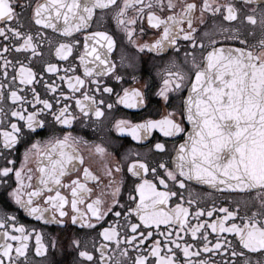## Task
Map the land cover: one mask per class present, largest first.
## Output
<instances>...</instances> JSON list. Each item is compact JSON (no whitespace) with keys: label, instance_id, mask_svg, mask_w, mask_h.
Returning <instances> with one entry per match:
<instances>
[{"label":"snow or ice","instance_id":"snow-or-ice-1","mask_svg":"<svg viewBox=\"0 0 264 264\" xmlns=\"http://www.w3.org/2000/svg\"><path fill=\"white\" fill-rule=\"evenodd\" d=\"M97 14L126 38L118 57L114 35L89 31ZM148 56L155 76L125 86L121 68ZM153 89L170 105L158 118L114 115L148 109ZM78 120L162 138L119 156L96 142L95 170L77 147L89 142L56 131ZM0 159V264H32V235L49 250L11 207L63 233L72 264H264V0H0ZM191 183L229 193L220 214Z\"/></svg>","mask_w":264,"mask_h":264},{"label":"flooded vegetation","instance_id":"flooded-vegetation-1","mask_svg":"<svg viewBox=\"0 0 264 264\" xmlns=\"http://www.w3.org/2000/svg\"><path fill=\"white\" fill-rule=\"evenodd\" d=\"M34 2L35 0H33V3ZM97 30H107L109 31L110 34L115 36L116 41H117L115 53H116V57H118L121 54L122 47L126 45V38H124L122 33L117 30L115 21L111 20L110 17L108 19H101L99 14H97V18L93 20L92 26L91 28H89V31H97ZM149 35H151V33H149ZM83 36H84V33L80 32L79 36L73 37L74 39L80 40L81 49L83 48V43H84ZM147 38H148L147 36L143 37V39H147ZM136 39H141L139 32H137ZM125 50L130 55H141V56L143 55V54H138L131 45H128ZM181 56H182V53H181ZM113 59H115V57H113ZM154 59L158 61L160 58L159 57L154 58L152 56H148L142 59L139 64V71L136 73H133L131 70H128L127 72H125V70L121 68V73L124 74L127 78L125 86H128V85L136 86V84H133L130 79L133 74L138 75V76L143 75L147 77L149 74V71H151L153 76H155V68L152 67ZM117 64H119L118 60H117ZM157 66H162V65H157ZM61 74H64V73L62 72ZM52 79L59 82L57 77H53ZM143 83H144L143 80L139 81L140 85H143ZM64 87L66 88L67 85L65 84ZM154 92H155V89H153V96L151 98V104L149 105L148 109H144V111H139L136 109H126L123 106H120L119 109L114 113V115L117 117L123 116L124 118H133V117L142 118L144 115L149 114V109H152L153 118H158L159 115L163 113L170 105H166L161 98L156 97L154 95ZM186 94H187V90L185 89V95ZM179 99H180L179 97L173 94L172 104H178ZM185 127L186 128L188 127L186 122H185ZM56 131L59 132L61 135L64 131H69V132H72L74 136H80L84 140L88 141L89 143L87 144H85L83 141L79 142L77 144V147L81 150V152H83L85 160H87L90 163L93 169L100 170V171H102V166H103L104 161L102 160L101 157L97 156L94 152V145L96 142L102 141L105 144L109 145V151L114 152L117 154V156H119L125 150L129 148H132L134 150L138 149L143 152V150L148 149L150 147V144L155 142V138H158V137L162 138V134L159 133L158 130H154L153 136L149 137L148 143L133 142L131 137L126 133L117 134L114 132V130L112 132H109L106 123L103 121L98 122L97 127L94 128L91 122L85 123L83 120H78L73 126L71 127L65 126L63 128H57ZM38 135L43 137L44 133H38ZM183 139H184V136L180 135L179 140L175 142L179 143V141ZM172 143H173L172 140H168L169 149H171ZM23 147L24 145H20L17 151L21 152L23 150ZM2 163H3L2 159H0V166H2ZM18 165H19V157L17 158V166ZM30 167L35 168V164L34 163L31 164ZM80 171L82 173V169ZM13 178H14V174H13ZM148 178L151 179L150 176ZM89 186L91 187L94 185L90 182ZM189 188L196 189V191L200 193H209L208 196H205L203 198L201 206H203L205 203L208 205H213V202L215 201L214 206L217 207V214H220L219 207L222 206V202L223 203L228 202L226 197L229 195V193L225 192L223 189L213 190L210 187L199 185L198 183H191L189 185ZM185 191L187 193L188 190L186 189ZM124 193H125V196L129 194L127 190V186H125ZM67 194L69 195V198H71L70 192ZM234 195H240V194L235 193ZM175 202L176 201H173V203ZM3 206H4V197L0 196V207H3ZM68 207L70 209V204L68 205ZM7 210L9 212L16 213L17 215L16 222L18 224H24L29 230H31L32 228H36L37 230H40L42 232V239L44 243L49 244V250H48L47 255H44V256L37 255L35 254L36 238L34 235L30 237V240H29L30 250H29L28 256H29V260L32 261V264H47L48 261H52L53 264H55V262L57 261L61 262V264H72V260L75 257L76 253L68 249V241L66 239H63L64 234L59 233V230L55 226L47 225L42 221L38 222L36 218L28 216L22 210L17 211L15 207L8 208ZM194 211L195 209H193V212ZM214 218L215 217H213V219ZM189 219L192 220V223H196V220L192 219V217H189ZM201 219H207L206 211H205V215L201 217ZM9 227H11V220H9ZM154 227L155 226H153V228ZM71 231L72 230H70L69 234H71ZM208 231L211 233L210 228L208 229ZM13 234L18 235L19 233L14 231ZM58 234L61 236V239L57 241V249L53 250L50 247L51 237L58 235ZM92 235H93L92 233H88L87 243H88L89 248H91L92 246V239H91ZM180 235L183 236L184 233L181 232ZM211 238L214 242L215 234H212ZM229 238H232V237L229 236ZM188 242H192V241L189 240ZM149 243H151V241H149Z\"/></svg>","mask_w":264,"mask_h":264},{"label":"water","instance_id":"water-1","mask_svg":"<svg viewBox=\"0 0 264 264\" xmlns=\"http://www.w3.org/2000/svg\"><path fill=\"white\" fill-rule=\"evenodd\" d=\"M189 126V125H188ZM204 186H207V185H204ZM207 187H209V186H207Z\"/></svg>","mask_w":264,"mask_h":264}]
</instances>
